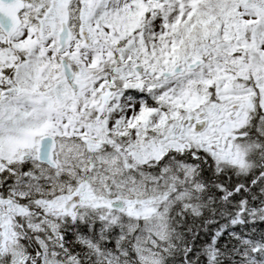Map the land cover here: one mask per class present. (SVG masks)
<instances>
[{
    "label": "snow or ice",
    "instance_id": "6c2138e0",
    "mask_svg": "<svg viewBox=\"0 0 264 264\" xmlns=\"http://www.w3.org/2000/svg\"><path fill=\"white\" fill-rule=\"evenodd\" d=\"M0 264H264V0H0Z\"/></svg>",
    "mask_w": 264,
    "mask_h": 264
}]
</instances>
